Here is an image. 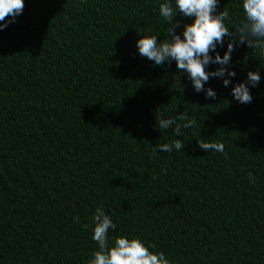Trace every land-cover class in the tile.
<instances>
[{
    "label": "trees",
    "instance_id": "16d2710c",
    "mask_svg": "<svg viewBox=\"0 0 264 264\" xmlns=\"http://www.w3.org/2000/svg\"><path fill=\"white\" fill-rule=\"evenodd\" d=\"M163 2L25 0L0 31V264H88L98 207L114 212L110 244L139 238L171 264H264V51L237 44L232 85L210 79L205 99L174 61L138 53L137 33L168 37ZM242 3L219 0L234 33ZM176 19L178 34L192 22ZM258 68L240 104L232 88ZM159 107L196 124L161 132ZM175 139L184 150L155 148Z\"/></svg>",
    "mask_w": 264,
    "mask_h": 264
},
{
    "label": "clouds",
    "instance_id": "9594fccd",
    "mask_svg": "<svg viewBox=\"0 0 264 264\" xmlns=\"http://www.w3.org/2000/svg\"><path fill=\"white\" fill-rule=\"evenodd\" d=\"M219 0H165L159 4V14L167 22L168 37L161 40L151 34H140L136 42L138 53L153 61L157 66L171 65L174 61L179 73H186L197 93L204 92L205 99H216L217 94L212 88H205V84L213 78L223 80L224 87L232 85V79L237 73L231 70L232 54L237 44L247 45L250 49L264 51V0H243L244 19L231 31L225 21L229 19L227 10L218 11ZM25 0H0V31L9 24L15 23L16 18L23 14ZM180 15L190 18L191 23L183 24L182 33H177L181 23L176 19ZM239 39H235V34ZM227 51L223 57L217 48H223L225 41ZM213 53L215 55L213 56ZM245 57V63L247 62ZM218 65L214 71L209 67ZM261 67H264L261 65ZM228 77V78H226ZM261 81V72L248 71L244 82L236 83L231 95L240 104H250L253 96L250 87H257ZM155 127L161 132L171 130L176 137L183 136L182 129L193 128L195 117H189L187 112L177 114L174 118H165L161 107L155 110ZM198 147L205 153L215 151L224 153L225 145L220 141H197ZM155 148L159 152L171 153L173 150H184L181 139L170 143H157ZM112 214L103 207H98L92 221V239L97 243L98 250L92 252L88 264H171L163 251L154 252V243L147 246L139 238L129 239L127 236L113 237L109 243V230H115ZM79 218H77L78 220ZM85 229L89 226L85 225Z\"/></svg>",
    "mask_w": 264,
    "mask_h": 264
}]
</instances>
